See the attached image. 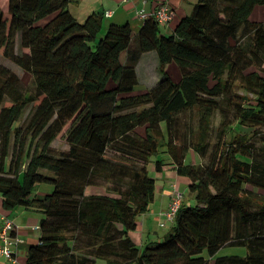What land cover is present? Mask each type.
<instances>
[{"label": "trees", "instance_id": "1", "mask_svg": "<svg viewBox=\"0 0 264 264\" xmlns=\"http://www.w3.org/2000/svg\"><path fill=\"white\" fill-rule=\"evenodd\" d=\"M259 4L197 0L163 34L152 17L137 31L105 28L101 13L78 21L69 0H0V52L35 86L23 90L0 64L2 205L43 213L24 264H264V15L251 18ZM149 51L159 79L135 92ZM189 150L205 162L185 163ZM159 153L187 178L195 204L182 201L162 238L140 248L130 232L154 200L149 165L162 171ZM43 183L50 191L38 195ZM225 246L245 254L213 259Z\"/></svg>", "mask_w": 264, "mask_h": 264}, {"label": "crops", "instance_id": "2", "mask_svg": "<svg viewBox=\"0 0 264 264\" xmlns=\"http://www.w3.org/2000/svg\"><path fill=\"white\" fill-rule=\"evenodd\" d=\"M162 2L167 3L173 10L172 19L166 24H160L161 32L163 34H169L181 18L192 12L197 0H69L68 7L72 15L78 21H84L91 13H101L103 15V24L105 28L110 23L123 24L127 22L130 24L133 31H137L142 22L139 18L138 12L143 11L144 13H149ZM153 53L155 52L149 51L141 55L136 65L137 78H139L138 71L141 59L146 56L154 58L153 56L155 55H153ZM171 66H173L172 63L167 66L168 71ZM155 76L157 77V82L159 79V73L157 72ZM65 148H67V145L63 147V149ZM170 166L171 165L168 164L165 165L162 171L159 172L161 173L159 175H162L160 177H163L162 179L165 184L162 186V190L160 192L155 191L154 200L151 203L149 210L137 217V228L135 231L130 232L131 238L140 248L149 241L157 240L160 237V228H166L168 230L172 225L171 222L166 220L165 216H163L161 212L168 208L171 194L173 193L171 186L172 181H174V183L177 181L175 183L176 189L180 192L182 191L179 189L177 184L180 175L176 173L175 169V176L167 175L168 172L173 170ZM151 169H153V166ZM170 177L174 180H170ZM156 180L157 178H155V182ZM187 183L188 180L186 185ZM37 187L35 188V192L38 195H43L45 192L50 191V187L47 185H42L39 189H37ZM157 194L159 195L160 201L157 200ZM183 194L184 203H186L187 198L193 197L190 192L188 195L185 193ZM4 217H9L18 226L17 236L22 240V242L18 248L19 252L16 255V261L7 260L0 255V264H24L29 245L37 243L39 239L40 232L38 229H34L33 227L39 225V221L43 217V213L39 210L26 209L23 207H15L12 210H6L3 208L2 196L0 194V227ZM161 223H164V225ZM164 233L161 234V236H163ZM1 245L2 243L0 240V246Z\"/></svg>", "mask_w": 264, "mask_h": 264}, {"label": "rangeland", "instance_id": "3", "mask_svg": "<svg viewBox=\"0 0 264 264\" xmlns=\"http://www.w3.org/2000/svg\"><path fill=\"white\" fill-rule=\"evenodd\" d=\"M4 1V0H3ZM264 15V4H259L257 6H255L252 14H251V18L254 20H261L262 17ZM154 58H149L148 56L143 57L139 63V78H138V84L135 87V92L138 91H144L145 89L151 88L156 80L157 77L155 76L156 73L158 72V60H157V55L156 53H153ZM0 64L8 67L10 70H12L15 74L18 75V77L21 79L22 81V89L23 90H27V91H34V82H33V78L31 77L30 74H28L27 72L23 71L20 67H18L17 65H15L12 61H10L9 59L5 58L2 56L1 52H0ZM173 66L170 67V70L168 71L170 76L173 78L174 81H177L180 78V73L179 70L177 68V65L175 63H172ZM176 69H174V68ZM159 73V72H158ZM176 75V76H175ZM236 90L240 93H242L243 91L241 90V87H236ZM195 122V120H193ZM193 122V124H194ZM264 130V127L262 128ZM55 145L58 146L59 148H63L66 146V143L64 141L63 138H58L55 142ZM160 157H163L164 153H159L158 154ZM153 159H155V156L152 157ZM165 160L166 165H171V170L170 172L167 173V175L169 176H175V171H174V167L172 166V164H170L171 159L168 156L163 157ZM205 162V158H201L198 153H196L194 150H189L186 153L185 156V163H190V164H200ZM152 166L149 165V169H150V174L152 176H154L155 178H157L156 182H155V191L160 192L162 190V186H164L165 182H163V177H160L162 175H159L161 173L154 171L153 169H151ZM42 173H49L48 171H42ZM165 175V176H167ZM159 176V177H158ZM178 176V175H177ZM170 180H174L172 179V177H170ZM177 182V181H176ZM175 182V183H176ZM187 179L186 177L180 175L179 176V181H178V186L179 189L185 193L186 195H188L189 191L187 189V185H186ZM174 181H172V184H175ZM170 184V183H168ZM42 185L46 184H38L37 189H39ZM48 186V185H47ZM103 189L100 187H93V186H87L85 189V193L86 194H90V193H94V194H101L103 193L102 191ZM264 195V192L261 193ZM157 200L160 201L159 195L157 194ZM183 200H184V194H183ZM186 204L188 205H194L195 204V199L194 197H189L187 198ZM166 228H160L159 229V234L160 237L162 238L161 234H163L164 232L166 233ZM164 233V234H165ZM243 255L245 254V248L241 247V246H232V247H222L220 248L214 255H213V259L217 256H226V255ZM212 259V260H213Z\"/></svg>", "mask_w": 264, "mask_h": 264}, {"label": "built area", "instance_id": "4", "mask_svg": "<svg viewBox=\"0 0 264 264\" xmlns=\"http://www.w3.org/2000/svg\"><path fill=\"white\" fill-rule=\"evenodd\" d=\"M139 18L143 21L148 17H152L159 24L168 23L173 17V10L170 6L162 2L156 6L151 12L144 13L138 12ZM173 193L168 204V208L161 212L165 216L168 222L173 223L175 214L183 201V193L176 189V184H172ZM164 225V223H161ZM39 229V225L33 227ZM18 226L9 217H4L2 225L0 227V240L2 245L0 246V255L7 260L16 261V255L19 252L18 248L22 240L17 236Z\"/></svg>", "mask_w": 264, "mask_h": 264}]
</instances>
